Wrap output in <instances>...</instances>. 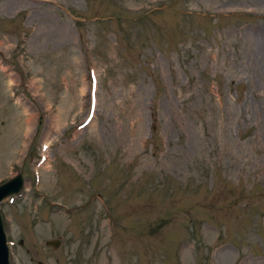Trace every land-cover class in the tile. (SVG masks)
<instances>
[{"label":"rangeland","instance_id":"obj_1","mask_svg":"<svg viewBox=\"0 0 264 264\" xmlns=\"http://www.w3.org/2000/svg\"><path fill=\"white\" fill-rule=\"evenodd\" d=\"M17 174L9 264H264V0H0Z\"/></svg>","mask_w":264,"mask_h":264},{"label":"water","instance_id":"obj_2","mask_svg":"<svg viewBox=\"0 0 264 264\" xmlns=\"http://www.w3.org/2000/svg\"><path fill=\"white\" fill-rule=\"evenodd\" d=\"M22 186V180L19 174L12 176L0 184V202L11 194H15ZM46 246L57 248L60 245L59 239H47L44 241ZM2 249V250H1ZM0 264H8V250L5 241V235L0 218ZM37 264H40L38 262Z\"/></svg>","mask_w":264,"mask_h":264},{"label":"bare ground","instance_id":"obj_3","mask_svg":"<svg viewBox=\"0 0 264 264\" xmlns=\"http://www.w3.org/2000/svg\"><path fill=\"white\" fill-rule=\"evenodd\" d=\"M2 250V249H1Z\"/></svg>","mask_w":264,"mask_h":264}]
</instances>
